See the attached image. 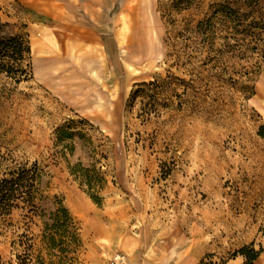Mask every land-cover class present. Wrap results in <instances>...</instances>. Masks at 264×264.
<instances>
[{"label": "rangeland", "instance_id": "1", "mask_svg": "<svg viewBox=\"0 0 264 264\" xmlns=\"http://www.w3.org/2000/svg\"><path fill=\"white\" fill-rule=\"evenodd\" d=\"M220 2L0 0L4 32L30 46L27 76L0 75V177L41 171L36 212L0 216L3 257L63 206L72 264H264V0L245 21L260 28L217 21L205 43ZM77 162L97 186L70 174Z\"/></svg>", "mask_w": 264, "mask_h": 264}, {"label": "trees", "instance_id": "2", "mask_svg": "<svg viewBox=\"0 0 264 264\" xmlns=\"http://www.w3.org/2000/svg\"><path fill=\"white\" fill-rule=\"evenodd\" d=\"M179 1L186 3V6L191 3V0ZM219 1L221 2L217 4L218 7L211 16L199 24V31L205 36L203 39L205 43H214L216 31L213 26L217 21L223 30L233 29L232 33L244 32L246 35L251 29L260 28L257 21L245 22L254 13L258 0ZM242 8L248 12L239 14ZM3 27L4 24L0 21V75L4 74L17 81L20 76H27L26 68L22 65L27 61L26 65L29 66L30 46L23 35L6 34ZM142 84L152 85L153 82ZM57 132L59 141L72 138L74 135L67 127L60 128ZM65 147L72 150L73 144H66ZM70 174L86 185L88 190L97 186L101 179L99 171L94 166L85 167L81 162L70 168ZM40 182L41 171L36 163L5 171L4 176L0 177V216L9 214L13 208L18 207L19 202L30 206L29 211L36 212L33 200ZM38 215L43 218L40 234L32 237L24 235V240L18 241L11 256L3 257L0 254V264H72L75 257L70 254L75 252L80 237L69 211L60 206L48 214ZM18 248L20 250H16ZM257 255L258 251L254 252L250 259H255Z\"/></svg>", "mask_w": 264, "mask_h": 264}, {"label": "built area", "instance_id": "3", "mask_svg": "<svg viewBox=\"0 0 264 264\" xmlns=\"http://www.w3.org/2000/svg\"><path fill=\"white\" fill-rule=\"evenodd\" d=\"M108 262V264H127L126 256L123 253L116 252Z\"/></svg>", "mask_w": 264, "mask_h": 264}, {"label": "crops", "instance_id": "4", "mask_svg": "<svg viewBox=\"0 0 264 264\" xmlns=\"http://www.w3.org/2000/svg\"><path fill=\"white\" fill-rule=\"evenodd\" d=\"M139 260H137V261H134L133 263H131V264H139V262H138ZM128 264H129V259H128Z\"/></svg>", "mask_w": 264, "mask_h": 264}, {"label": "bare ground", "instance_id": "5", "mask_svg": "<svg viewBox=\"0 0 264 264\" xmlns=\"http://www.w3.org/2000/svg\"><path fill=\"white\" fill-rule=\"evenodd\" d=\"M115 254H117V253H115ZM115 254H114V255H115ZM114 255H113V256H114ZM124 255H125V254H124ZM125 256H126V255H125ZM126 260H127V264H128V258H127V256H126Z\"/></svg>", "mask_w": 264, "mask_h": 264}]
</instances>
